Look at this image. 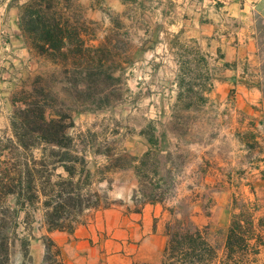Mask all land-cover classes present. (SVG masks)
Wrapping results in <instances>:
<instances>
[{"label": "rangeland", "instance_id": "obj_1", "mask_svg": "<svg viewBox=\"0 0 264 264\" xmlns=\"http://www.w3.org/2000/svg\"><path fill=\"white\" fill-rule=\"evenodd\" d=\"M54 1L63 9L69 30L78 34L77 41L66 46V62L58 59L54 64L33 51L37 68L31 75L19 76L8 69L0 78V160L8 157L5 146L14 140L12 98L29 91L32 81L42 76L72 119L69 132L84 134L75 144L86 150L87 169L97 173L92 181L100 180L97 187L107 192L113 207L121 208L114 210L126 216L140 214L142 207L151 205L145 204L148 200L159 201L154 205L160 207V215L152 227H159L164 247L172 228L198 231L217 261L237 217L240 239L259 246L252 261L264 264V114L242 117L233 135L222 132L215 110L200 108V93L194 89L193 99L194 94L185 92L198 78L192 62L181 71L170 69L173 56L152 53L159 41L141 43L140 26L128 17L122 24L119 14L108 13V0H92L91 5L82 0ZM7 42L4 38L0 46ZM178 57L190 61L186 53ZM87 67L94 69L90 90L76 88L85 83L74 72ZM53 171V183L57 175L65 177L61 168ZM13 208L10 198L2 209L12 213ZM102 212L87 213L89 222L72 234L53 232L65 237L62 245L54 242L63 264H99L94 253L90 255L93 244L83 230H89ZM10 217L5 241L11 264H32L31 253L41 258V264L46 233L38 214L31 226L22 215L18 220ZM115 255L108 252V258ZM162 255L163 251L159 264Z\"/></svg>", "mask_w": 264, "mask_h": 264}, {"label": "crops", "instance_id": "obj_2", "mask_svg": "<svg viewBox=\"0 0 264 264\" xmlns=\"http://www.w3.org/2000/svg\"><path fill=\"white\" fill-rule=\"evenodd\" d=\"M30 1L0 0V38L8 41L0 46V78L8 69L25 77L37 68L19 26L21 8ZM108 13L119 14L122 24L127 17L137 23L141 43L159 41L152 53L173 56L170 69L181 71L192 62L190 68L199 72L192 82L200 93L197 101L201 109L215 110L222 132L233 135L242 117L264 114V0H108ZM108 26L113 28L112 21ZM182 53L189 55L188 63L180 61ZM114 209L121 208L104 210L83 230L93 244L90 255L94 253L99 264H159L165 247L152 222L160 207L145 205L142 213L129 216ZM50 235L58 245L65 240ZM110 251L117 255L108 258ZM30 256L32 264L40 263L39 256Z\"/></svg>", "mask_w": 264, "mask_h": 264}, {"label": "trees", "instance_id": "obj_3", "mask_svg": "<svg viewBox=\"0 0 264 264\" xmlns=\"http://www.w3.org/2000/svg\"><path fill=\"white\" fill-rule=\"evenodd\" d=\"M63 14L60 4L54 0H31L20 12L19 26L24 42L32 53L50 58L54 64H58V59L69 60L66 46L78 36L69 30ZM93 70L87 67L74 72L85 83L75 87L90 90ZM64 73L69 71L65 69ZM51 86L47 78L37 76L29 91L11 100L14 110L10 125L14 140L5 146L8 157L0 160V264H11L5 241L10 216L18 220L22 215L26 226H31L38 214L46 233L41 264H63L60 249L48 235L72 234L89 222L87 213L114 206L107 192L97 187L101 181H92L97 173L87 169L86 150L75 144L84 134L69 132L73 128L72 119L52 93ZM194 88L190 81L185 90L187 96L194 94ZM56 168H61L65 177L57 175L53 183ZM92 185L96 188L92 189ZM10 198L14 201L12 213L2 209ZM158 202L150 199L145 204ZM36 205L39 209L35 210ZM240 223L237 217L232 219L223 257L218 261L200 232L172 228L161 264H254L252 258L259 254V246H250L249 240L240 239Z\"/></svg>", "mask_w": 264, "mask_h": 264}, {"label": "built area", "instance_id": "obj_4", "mask_svg": "<svg viewBox=\"0 0 264 264\" xmlns=\"http://www.w3.org/2000/svg\"><path fill=\"white\" fill-rule=\"evenodd\" d=\"M0 42H2V43L4 42V38L3 37L0 38Z\"/></svg>", "mask_w": 264, "mask_h": 264}]
</instances>
